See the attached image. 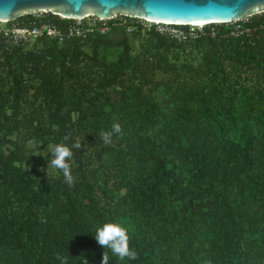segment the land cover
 <instances>
[{"label": "trees", "instance_id": "obj_1", "mask_svg": "<svg viewBox=\"0 0 264 264\" xmlns=\"http://www.w3.org/2000/svg\"><path fill=\"white\" fill-rule=\"evenodd\" d=\"M45 18L64 40L0 70V264H264V12L186 40L126 15L105 32ZM59 143L71 183L50 164ZM106 221L135 260L97 243Z\"/></svg>", "mask_w": 264, "mask_h": 264}, {"label": "water", "instance_id": "obj_2", "mask_svg": "<svg viewBox=\"0 0 264 264\" xmlns=\"http://www.w3.org/2000/svg\"><path fill=\"white\" fill-rule=\"evenodd\" d=\"M67 19L126 15L177 25L229 24L264 12V0H0V22L38 11Z\"/></svg>", "mask_w": 264, "mask_h": 264}, {"label": "built area", "instance_id": "obj_3", "mask_svg": "<svg viewBox=\"0 0 264 264\" xmlns=\"http://www.w3.org/2000/svg\"><path fill=\"white\" fill-rule=\"evenodd\" d=\"M50 11H38L35 14L39 17L40 22L39 24L30 23V24H20V23H11V22H0L6 23V25L0 24V70L3 68V63L6 59V55L12 53L18 47L24 44H31L36 41L38 38L41 37H48V38H58L59 41H63L65 35L62 31L52 24L51 22L47 21L46 14ZM64 18L63 16H60ZM88 22L91 28L97 27L100 31L105 32L108 29V25L106 22L101 24V21H105L106 19H101L97 16H89ZM77 19L78 24L81 23L82 20L86 19ZM140 19V18H139ZM76 20V19H75ZM110 20V19H107ZM142 24L145 27H152L153 24L157 26V29L164 34H169L174 36L180 40H186L189 37H196L200 30H203L206 24L200 25H185L188 26V30L178 27L177 24H170V23H159L148 21L144 19H140ZM83 28L81 26L75 25L72 26L67 36H75V35H82Z\"/></svg>", "mask_w": 264, "mask_h": 264}, {"label": "clouds", "instance_id": "obj_4", "mask_svg": "<svg viewBox=\"0 0 264 264\" xmlns=\"http://www.w3.org/2000/svg\"><path fill=\"white\" fill-rule=\"evenodd\" d=\"M121 132V126L119 123L113 124L112 131L102 132L101 137L105 144L111 142V137L113 133L119 134ZM67 139V137L65 138ZM75 147L79 148L80 145L77 144ZM50 153L52 159L50 164L53 168L61 170L63 172L65 182L71 183L73 177L71 175L70 164L67 162L71 156V149L63 143L55 144L50 146ZM49 163V162H48ZM94 238L97 243L103 248L110 249L114 256L123 260L125 258L135 260L137 258V253L135 250L130 248L129 245V235L127 229L122 226L119 222L106 221L102 225L95 226ZM60 260L61 264H67V258L62 257L57 254L56 257ZM109 257L104 252L101 260V264H108Z\"/></svg>", "mask_w": 264, "mask_h": 264}, {"label": "rangeland", "instance_id": "obj_5", "mask_svg": "<svg viewBox=\"0 0 264 264\" xmlns=\"http://www.w3.org/2000/svg\"><path fill=\"white\" fill-rule=\"evenodd\" d=\"M88 20H89V18H88ZM1 25H6V23H0Z\"/></svg>", "mask_w": 264, "mask_h": 264}]
</instances>
